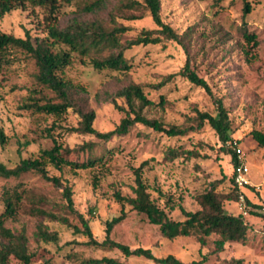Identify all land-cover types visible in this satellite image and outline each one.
<instances>
[{
	"label": "rangeland",
	"instance_id": "obj_1",
	"mask_svg": "<svg viewBox=\"0 0 264 264\" xmlns=\"http://www.w3.org/2000/svg\"><path fill=\"white\" fill-rule=\"evenodd\" d=\"M88 1L91 0L64 4L57 13L58 24L64 27L76 17L83 20L96 17L113 26L108 15L117 0H109L108 8L98 16L83 12L82 7ZM251 1L253 10L248 16V31L257 35L259 44L256 48H252L240 33L242 0H225L218 14L214 13L216 0H162V16L180 33L191 30L188 45L191 62L199 75L208 81L214 94L229 107L233 138L239 140L245 152L251 169L250 178L261 183L259 189L255 186L245 189L249 194L253 190V197L249 198L253 203L264 205V148L258 146L251 135L253 129L264 130V0ZM134 13L141 14V18L117 17L119 23L131 27L123 40L136 36L143 28L156 27L147 11L136 9ZM52 22L53 16L47 8L27 5L0 18V29L20 37H24L26 31L33 37H46ZM126 56L132 64L129 71L98 70L89 63V56L82 58L75 51L71 64L61 73L67 80L87 89L89 106L97 114L96 129L108 131L120 122L125 112L107 100L105 93L115 92L131 81L143 84L148 97L155 101L153 106L144 109L151 118L162 119L167 124H188V116L195 114V107L217 115L216 106L206 91L182 75L176 74L159 89L151 86L162 81L164 76L181 70L188 57L181 44L169 40L138 45L128 49ZM36 72L35 59L19 48H10L0 58V126L6 135V142L0 141L1 162L15 166L21 159L34 157L41 149L50 148L54 139L71 148L91 142L90 149L78 151L73 157L99 159L96 167L77 171L68 167L62 171L52 166L48 168L52 175L61 176L72 186L75 207L89 218L95 238L102 240L105 237L106 221L120 215L123 207L126 216L114 226L111 236L131 248H151L158 257L173 254L184 262L198 260L206 254L204 264H239L231 262L232 257L242 259V264H264V217L248 211L245 216L251 230L247 242H228L222 252L214 253L211 245L201 246L195 236L180 235L172 239L163 236L159 227L150 223L144 214L127 202L118 201L114 195L115 192L134 195L133 169L148 160L144 177L154 198L158 197L155 189L160 187L176 201L183 198L182 202L188 208L196 207L193 195L202 191L209 179L220 178L222 171L227 175L233 173L231 154L222 151L221 142L209 125L185 136L170 137L137 124L127 135L104 144L94 136L69 130L77 125V116L72 111L57 116L26 107L32 102L57 101L54 92L37 83ZM162 97L164 104L160 102ZM118 101L123 103L121 99ZM171 147L194 150L198 156L168 160L166 153ZM109 148L112 154L105 155ZM227 148L231 149L226 145ZM103 161L106 164H100ZM14 187L25 192L17 215L8 218L6 225L14 231H23L31 248L38 244L50 248L57 264H80L82 258L102 256L116 257L126 264H157L145 257H126L118 249L86 245L83 243L86 236L75 234L60 221L37 212L36 208H42L78 223L77 216L65 207L62 187L33 172L19 178L0 177V212L4 208L3 190ZM219 189L228 192L232 183L226 180ZM238 202L228 201L226 208L233 213H242ZM159 203L164 205V199ZM171 216L178 218L181 215L175 209ZM40 223L58 232V244L36 240ZM72 239L79 242L67 244ZM13 264L21 263L14 260Z\"/></svg>",
	"mask_w": 264,
	"mask_h": 264
},
{
	"label": "trees",
	"instance_id": "obj_2",
	"mask_svg": "<svg viewBox=\"0 0 264 264\" xmlns=\"http://www.w3.org/2000/svg\"><path fill=\"white\" fill-rule=\"evenodd\" d=\"M73 1L76 0H0V18L14 9L26 8L27 5L47 8L53 16V22L48 25L46 37H33L29 31H26L24 37H20L0 29V58L10 48H19L30 54L35 59L37 66L35 74L37 83L55 93L57 101L49 100L42 104L32 102L26 107L57 116L72 111L77 116V125L72 126L69 130L94 136L104 144L111 142L115 137L127 135L137 124H143L170 137L185 136L191 131H198L205 125H209L216 132L221 142L222 151L231 154L234 169L236 154L232 149H226L227 142L233 138L234 133L230 110L224 100L214 94L208 81L199 75L191 62L192 57L188 47L191 38L189 31L191 30L188 29L186 32L180 33L163 19L162 0H117V4L108 15L113 26L106 25L104 21L96 17L85 20L76 17L62 27L58 24L57 13L64 4H70ZM224 1L216 0L215 14L220 12L224 6ZM242 3L240 33L252 48H256L259 44L257 35L248 31V16L253 10V4L251 0H242ZM108 6L109 0H91L84 4L82 10L98 16L99 12L107 9ZM136 9L147 11L154 20L156 27L143 28L136 36L123 40L124 34L131 27L119 23L117 17L141 18V14L134 13ZM169 40L181 44L186 49L188 52L187 60L178 73L166 75L162 81L151 86L159 89L171 81L176 74L182 75L192 84L206 91L216 106L217 115L195 107V114L188 116V124H167L162 119L151 118L144 113V109L153 106L155 101L148 97L143 84L131 81L115 92L105 93L107 100L112 102L118 110L125 112L120 122L108 131L96 129L94 121L97 114L89 106L87 89L72 83L61 74L71 64L73 52H78L82 58L89 56V63L95 69L127 72L132 67L126 56L128 49L138 45L159 44ZM62 45H65V48ZM118 99H121L123 103H119ZM160 102L164 104L163 97ZM251 135L258 146L264 148V130L253 129ZM0 141L1 143L6 142V135L1 126ZM90 143L85 142L71 148L54 139V144L50 148L41 149L34 157L21 159L15 166H8L0 161V177L19 178L26 173L33 172L54 185L61 186L66 201L65 207L77 216L78 223H72L67 216L48 212L42 208H36V210L40 214L72 228L75 234L86 236L87 239L83 242L86 245L118 249L126 257H145L157 264H204L207 261L206 254H203L202 258L198 260L184 262L173 254L158 257L151 248L142 246L131 248L128 244L113 239L111 234L114 226L126 216L123 207L120 215L106 221L105 237L102 240L94 237L89 218L85 217L75 207L72 186L64 181L61 176L52 175L48 168V166H52L62 171L68 167L77 171L96 167L99 159L73 157L78 155V151L90 149L92 146ZM106 154H112V150L107 149ZM184 156L190 158L198 156V153L194 150L176 147L169 148L166 153L168 160ZM100 164L104 165L106 162L103 161ZM147 166H149V161L145 160L133 169L135 182L133 196H124L120 192H115L114 195L118 201L127 202L137 212L144 214L150 223L159 227L163 236L170 239L180 235L195 236L201 246L208 247L211 245V252L214 253L222 252L228 242H247L251 225L246 216L243 213H233L226 208L228 201H238L239 198L233 173L227 175L222 171L220 178L209 179L204 189L193 195L196 207L188 208L182 202L183 198L176 201L171 194L164 192L160 187L155 189L158 197L152 196L151 187L144 177V169ZM226 180L232 183V189L228 192L219 189ZM24 192V189L20 187L3 190L4 208L0 212V264H13L14 260L21 264H57L55 255L50 248L41 244L31 248L23 231H14L6 225L8 218L17 215ZM160 199H164V205L159 203ZM247 205L250 214L264 217V212H262L264 205L253 203L248 197ZM175 209H178L181 215L178 218L171 216V211ZM35 238L40 243L58 244L59 242L58 232L51 230L43 223L38 225ZM78 242L77 239H72L67 244L74 245ZM230 261L239 264L243 262L242 259H235L234 257ZM80 264L126 263L116 257L102 256L82 258Z\"/></svg>",
	"mask_w": 264,
	"mask_h": 264
},
{
	"label": "built area",
	"instance_id": "obj_3",
	"mask_svg": "<svg viewBox=\"0 0 264 264\" xmlns=\"http://www.w3.org/2000/svg\"><path fill=\"white\" fill-rule=\"evenodd\" d=\"M227 145L231 147L232 151L236 154V162L234 164L233 176L235 185L239 192V208L241 212L246 215L248 214L247 196L244 192L245 187L251 186L250 180V166L246 159L245 152L238 139L232 138L227 142Z\"/></svg>",
	"mask_w": 264,
	"mask_h": 264
},
{
	"label": "crops",
	"instance_id": "obj_4",
	"mask_svg": "<svg viewBox=\"0 0 264 264\" xmlns=\"http://www.w3.org/2000/svg\"><path fill=\"white\" fill-rule=\"evenodd\" d=\"M251 170V169H250ZM250 180H251V183H252V185L251 186H255V187H257L258 189L259 188H261V183L260 182H257V181H255V180H253V179H251L250 178ZM251 186H247V188H250ZM246 188V187H245ZM251 189V188H250ZM247 189H244V192H245V194H246V196L248 197V198H250L251 199V197H253V190H251L250 192H252V193H250L249 194V192L248 191H246ZM261 198H262V195H261ZM263 200H264V198H262Z\"/></svg>",
	"mask_w": 264,
	"mask_h": 264
}]
</instances>
